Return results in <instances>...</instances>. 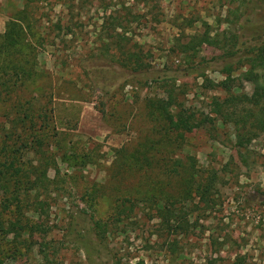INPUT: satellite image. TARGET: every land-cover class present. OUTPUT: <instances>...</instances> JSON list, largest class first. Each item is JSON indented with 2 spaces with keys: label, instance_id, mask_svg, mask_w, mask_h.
Instances as JSON below:
<instances>
[{
  "label": "rangeland",
  "instance_id": "rangeland-1",
  "mask_svg": "<svg viewBox=\"0 0 264 264\" xmlns=\"http://www.w3.org/2000/svg\"><path fill=\"white\" fill-rule=\"evenodd\" d=\"M13 20L25 34L16 57L45 75L36 85L45 98L31 102L52 109L46 123L52 137L43 143L46 159L29 151L18 160L45 172L38 195L11 194L12 179L10 187L0 178L4 215L13 210L23 228L16 241L21 255L5 253L2 264H264V133L249 134L251 141L238 147L233 126L218 114L226 84L233 94L252 93L248 68L226 59L221 46L264 35L257 4L0 0V35ZM203 34L219 43L191 50L188 43ZM5 45L0 63L7 66L16 59L13 39ZM129 52L140 54L144 73H109L98 62L87 73L89 62ZM225 65L233 67L229 75ZM12 84L0 81V134L16 102ZM169 91L173 112L189 117L178 132L159 109ZM11 158L0 153V162ZM191 173L215 184L211 211L195 210L197 199L185 188ZM93 191L89 202L86 192ZM157 208L179 214L167 224ZM90 214L110 218L105 248L86 234ZM83 240L92 241L89 254Z\"/></svg>",
  "mask_w": 264,
  "mask_h": 264
},
{
  "label": "trees",
  "instance_id": "trees-1",
  "mask_svg": "<svg viewBox=\"0 0 264 264\" xmlns=\"http://www.w3.org/2000/svg\"><path fill=\"white\" fill-rule=\"evenodd\" d=\"M242 2H245V4H257L264 12V0H242ZM15 20H13L12 23H8L4 35H0V57L6 52L7 46L5 43H8V41H12L13 39V56L15 57L20 54L21 46L24 45V29L20 28V25L14 22ZM242 30L243 33L244 28H242ZM241 39L242 40L234 44L232 43L231 47L221 46V48L225 49L224 57L226 59H237V64L248 68L252 93L249 96L244 93L238 95L233 94L231 91L232 87L226 84L223 86L226 96L223 102L218 106V114L221 120L224 123L231 124L234 128L235 142L238 147H243L251 141L253 136L249 134L255 132L264 133V35L257 33L251 40L245 39V36H242ZM216 43H219V41L214 37L203 34L194 37L188 43V47L195 51L197 45L201 46L202 44H206L208 46H214ZM119 49L121 48L119 47ZM122 55L123 58L121 59L89 62L90 68H88L87 73H90L93 67L92 63L95 62L106 67L109 73H112L114 68L129 72L132 75H139L146 71L147 66L140 54L129 52L128 54L123 53ZM232 68L231 65H225L221 71L229 75L233 71ZM43 76H45L44 73L37 71L34 64L28 65L26 62L20 61L18 57H16V59L13 57V63L7 66L0 63V81L4 80L5 77L9 81H13V97L16 99V102L13 103L11 108L13 109V114L9 115L4 113L3 115L5 122L1 128L2 134H0V153L5 154L12 152L15 158L5 159L3 162H0V178H6L7 180L5 183L7 184H9L8 181L12 179L14 191L11 192V194L18 192L23 194L26 199L29 198L31 193L38 195L39 189L46 186L43 179H41V177L45 176V172L37 173L33 168L24 169L22 164H19V159L29 151H33L36 154L39 153L41 154V158L46 159L47 154L43 152L42 148L43 143L52 137L48 134V127H46V123L52 116V109L47 108L45 105L34 107L31 102L35 99H44L46 96L44 90H39L40 87L36 86ZM31 88H38L35 95L32 93H25V91L31 90ZM25 95L28 96V98ZM174 105L175 98L172 91H169L167 99L159 105V109L161 116L169 128L178 132L186 126L189 117L184 116L182 110L177 111V114H175L172 109ZM176 118L179 119L180 122H177ZM37 123H40L38 128H36ZM44 123L45 126L42 127ZM179 137L182 138V136ZM47 148H49V146H47ZM61 158L63 161H66L69 157L67 158L66 154H62ZM177 165L178 167H182L180 160H177ZM175 173L178 174L177 171ZM56 174L58 175V172ZM187 185L188 186L185 188L193 193L197 199L194 204L195 210L206 213L216 207V188L212 181L208 183L204 182L200 176L191 173ZM93 195L94 191L91 194L86 192L89 202L94 201V198H92ZM164 208H157L156 212L159 217L163 220L165 219V223L168 224L170 218L177 216L179 213L174 209ZM3 211L5 210L0 206V264H2L5 253L13 255V257L21 255V249L18 248L16 241L20 237L23 229L20 219L13 218V210L10 211L11 213L9 216H5ZM116 211L118 210L116 209ZM89 220L91 226L86 234L93 236L99 245L103 247L107 246L105 242L108 234L107 228L111 224L110 218L104 221H98L90 214ZM10 234L13 235V238L9 243L6 242V239ZM18 243L21 244L20 242ZM80 243L81 247L87 251L88 254L90 251H93L92 249L94 246H91L92 241L87 242L83 240ZM7 246L12 248H7ZM135 264H144V262L140 261ZM232 264H238V261Z\"/></svg>",
  "mask_w": 264,
  "mask_h": 264
}]
</instances>
